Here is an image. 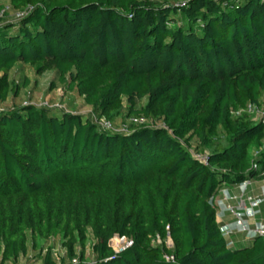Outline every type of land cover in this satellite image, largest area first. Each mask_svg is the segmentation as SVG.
I'll use <instances>...</instances> for the list:
<instances>
[{"label":"trees","instance_id":"16d2710c","mask_svg":"<svg viewBox=\"0 0 264 264\" xmlns=\"http://www.w3.org/2000/svg\"><path fill=\"white\" fill-rule=\"evenodd\" d=\"M7 5L0 264H264V235L231 245L214 202L264 178V123L248 111L264 113V0ZM46 74L89 112L33 104ZM115 236L133 243L117 253Z\"/></svg>","mask_w":264,"mask_h":264},{"label":"built area","instance_id":"2783aa9c","mask_svg":"<svg viewBox=\"0 0 264 264\" xmlns=\"http://www.w3.org/2000/svg\"><path fill=\"white\" fill-rule=\"evenodd\" d=\"M9 10V6L7 5L5 8L0 9V18H2L5 15V12ZM27 10H22L16 12L14 15L16 18H21L24 15H26ZM33 104H36L37 106H49V107H60V108H65L64 105L54 102V103H49L47 101H41V102H32ZM26 104V103H25ZM6 108L0 104V112L5 111ZM248 111L251 113H255L256 115L259 116V118H262V122L264 123V113L262 109L250 104L248 106ZM94 122L100 126L101 129L111 131V132H117V133H128V124H116L112 122L111 120H108L105 117H94L93 118ZM129 122L136 123V124H142L144 122L143 118L140 117H131ZM204 159V157H203ZM253 183V180L247 179L243 183L240 184L243 194L241 197L236 196L234 194L230 196H224V200L228 201L227 203V209L229 210L230 214L234 217L235 223L238 226V231L240 233L246 234V235H264V228H255L252 229L251 227L248 226L244 219V214L243 211L248 210L249 206H253L255 203H259L256 200H250L248 198H245V191L247 190L248 187H250ZM214 202L218 205V200L216 197H214ZM231 202H237V205H234V203ZM224 233L226 237L231 236L234 233V230L232 228H223ZM112 241H116L115 245H110L114 248L115 252H121L122 250L130 247L132 245V241L129 240L127 237L123 236H115L112 238ZM111 242V241H110ZM77 259H74L73 262H77Z\"/></svg>","mask_w":264,"mask_h":264},{"label":"crops","instance_id":"0c3cea01","mask_svg":"<svg viewBox=\"0 0 264 264\" xmlns=\"http://www.w3.org/2000/svg\"><path fill=\"white\" fill-rule=\"evenodd\" d=\"M7 0H0V4L6 3ZM27 75L32 80V84L30 87H34L35 76L30 70H26L25 74H20L18 76ZM17 76V77H18ZM39 86V83H38ZM38 86H35L34 91L37 90ZM30 87L24 89L26 91ZM81 100V99H80ZM117 122H120L121 119L117 118ZM236 195L241 197L243 194L242 188L240 185L235 186H225L223 185L217 195L216 199L218 200V211H217V220L222 225L223 228H232L234 233L227 237L228 241L231 245H243L250 244L252 242V236L240 233L238 231V226L235 223L234 217L230 214L227 209L228 201L224 200V196ZM260 198V203H258L253 209L245 210L244 218L247 221L252 229L255 228H264V178H257L253 180V183L250 187L245 191V198ZM234 205H237V202H231ZM253 213V214H250Z\"/></svg>","mask_w":264,"mask_h":264},{"label":"rangeland","instance_id":"374dc122","mask_svg":"<svg viewBox=\"0 0 264 264\" xmlns=\"http://www.w3.org/2000/svg\"><path fill=\"white\" fill-rule=\"evenodd\" d=\"M20 77L21 76H18L17 78L20 79ZM51 81H52V75H50V74H46V75H44V76L39 78V86H38L37 90H35V91L33 90L31 92V94H30L33 97L32 98L33 101L39 103V102H41L42 100H45V99H53V100H56V101L57 100H61V101L65 102V104L68 107V110L71 111V112L72 111L76 112V110H78L79 113H84V114L89 112V109L82 105V101L77 96V94H71V93L65 92V90L60 85H58L56 88L50 87ZM28 94H29L28 92H25L22 95V97L26 98L28 96ZM253 118L254 119H259V116L254 114ZM248 199H250V200L254 199V200L258 201L259 203L261 202L260 198L248 197ZM257 204L258 203H255L253 206H249L248 211L250 209H253ZM244 212L245 211H243V214H244ZM250 214H253V213H250ZM246 223L248 224L249 227H251V225L247 221H246ZM110 243L112 245H115L116 241L114 242V241L111 240ZM167 244H168L169 247H172V241L171 240H168ZM86 260H88L87 257H86ZM8 264H11V263H8ZM18 264H36V262H32V261H30V262L28 261L27 262L26 258H22L18 262Z\"/></svg>","mask_w":264,"mask_h":264}]
</instances>
